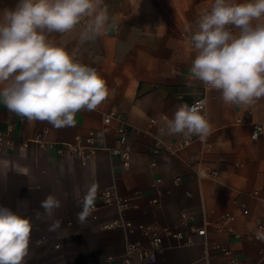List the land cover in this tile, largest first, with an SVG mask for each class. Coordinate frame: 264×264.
<instances>
[{"label": "crops", "instance_id": "obj_1", "mask_svg": "<svg viewBox=\"0 0 264 264\" xmlns=\"http://www.w3.org/2000/svg\"><path fill=\"white\" fill-rule=\"evenodd\" d=\"M17 3L0 0V10ZM212 3L104 0L109 20L94 40L80 44L83 24L67 34H46L83 64L97 65L108 95L97 109L79 111L75 124L62 128L28 121L9 111L0 99V206L32 217L26 264H126L121 259L126 244H147L148 237L137 227L103 226L114 219L156 224L164 231V248L155 261H142L133 252L129 264H208L219 259L213 243L231 248L252 264H264L258 252L264 242L235 238L214 225L224 212L233 215L234 228L242 232L256 219L264 221V98L250 106L225 104L220 92L210 89L206 104L210 135L205 142L193 141L176 152L152 151L155 136L167 143L179 136L160 135L165 117L171 119L181 104L200 95L201 82L190 74L196 53L189 37ZM238 31L235 28L234 33ZM112 109L122 112L128 123V165L122 164L119 153L111 152L120 146L116 119L103 120ZM151 117L157 121L151 122ZM255 122L262 124V130L253 138ZM44 129L38 141L35 136ZM89 130L95 132L98 147L85 162L74 152H57L49 146V142L72 141L76 134L83 136ZM201 149L204 160L197 163ZM196 165L205 169V175H196ZM212 169L217 170L214 176ZM93 185L97 207L85 223H78V201ZM104 188L129 199L128 207L98 200ZM254 189L259 197L248 194ZM49 193L62 204L55 213L62 220L57 232L48 231L51 221L47 217L37 220L34 215L43 213L40 201ZM183 212L188 218L182 217ZM203 219L207 221V249L203 237L195 233H191L195 242L190 244H180L169 234L189 232L190 223ZM109 256L115 257L110 263Z\"/></svg>", "mask_w": 264, "mask_h": 264}, {"label": "clouds", "instance_id": "obj_2", "mask_svg": "<svg viewBox=\"0 0 264 264\" xmlns=\"http://www.w3.org/2000/svg\"><path fill=\"white\" fill-rule=\"evenodd\" d=\"M108 20L104 0H18L14 8L0 10V99L9 111L62 128L73 126L79 111L97 109L108 95L106 82L46 34H67L83 24L79 42L84 44L101 35ZM189 42L196 53L191 77L219 91L225 104L250 106L264 98V0H213ZM203 107L181 104L171 119L165 117L160 135L204 141L210 125ZM95 196L93 185L78 201V223L94 211ZM61 206L49 193L35 219L47 217L48 231L57 232L62 220L55 213ZM32 231V217L0 206V264H26Z\"/></svg>", "mask_w": 264, "mask_h": 264}, {"label": "built area", "instance_id": "obj_3", "mask_svg": "<svg viewBox=\"0 0 264 264\" xmlns=\"http://www.w3.org/2000/svg\"><path fill=\"white\" fill-rule=\"evenodd\" d=\"M211 7L206 8L203 13L207 10H210ZM114 26L117 27L116 24ZM231 27V26H230ZM231 30L234 32L235 28L231 27ZM77 61L81 62L78 58H75ZM82 63V62H81ZM90 67H93L97 70V65H91ZM209 88H206L201 83V92L200 95L195 98L193 101L188 103L189 106L202 103L203 104V111L206 113V104H207V92L209 91ZM112 118L116 119V125H115V132L117 136V141L120 146L114 147L111 149V152L114 154L119 153L122 157V164L128 165L129 158H130V149L127 145V138H128V123L126 119L124 118L122 112L112 109L109 112L105 113L103 120L105 122L110 121ZM151 122H156V117L150 118ZM240 121V119H238ZM262 130V124L255 122L252 126L251 136L253 138H256ZM45 131L42 130L38 132L35 136V138L38 141H42V133ZM154 144L152 147V151L154 153H164V152H176L178 150H181L187 146H189L193 141H199L204 143V141H201L199 137L192 136L190 139H186L183 136L179 135L173 142H165L162 138L159 136L154 137ZM49 146H53L57 152H63L64 150L74 152L77 154V156L80 157L82 161H86L89 159L96 151L98 144H97V136L93 130H89L85 135H79L76 134L74 136V139L72 141H63V142H49ZM203 149L199 151L198 154V160L197 163H201L203 161ZM192 165L194 162L190 161ZM195 173L196 175L203 176L205 175L206 171L202 168V166L196 165L195 167ZM210 174L212 176L217 174V170L212 169L210 170ZM251 196L259 197L260 193L258 189H254L251 192L248 193ZM98 200H100L102 203L106 204H116L120 208H126L130 204L129 199L127 198H121L118 195H116L110 188H104L101 189L98 192ZM155 200V199H154ZM97 207V203L94 202V209ZM183 218H188V215L183 212L182 213ZM233 215L230 212H224L223 215H221L220 220L217 221L214 225L219 231L224 232H230L235 238H241L246 237L253 240H258L261 242H264V221L261 219H256L249 230L247 232H242L239 230H236L232 224ZM206 224L207 221L203 219L199 224L190 223L189 224V232H183L179 230L171 231L169 234L170 236L175 239L180 244H190L195 242V239L191 235V233H195L197 235H200L203 237V242L205 245V249H207L208 243L205 238L206 236ZM105 228L110 227H126L128 229H134L139 228L142 229L143 233L147 235L148 242L147 244H142L136 241H129L126 244L125 252L121 256V259L124 263L129 264L131 262V254L133 252L138 253L139 259L142 261L147 262H153L157 259L158 253H160L164 248V231L162 227L156 224H143L138 223L134 224L130 220H117L114 219L110 222H106L103 224ZM257 233H260L261 235L258 237ZM212 248L215 249L219 255V259L216 262H210L208 264H252L247 259H242L238 255L235 254V252L220 243H213ZM259 254L261 257H264V248L259 249ZM207 255V253H206ZM114 256L108 257V263L114 259Z\"/></svg>", "mask_w": 264, "mask_h": 264}]
</instances>
